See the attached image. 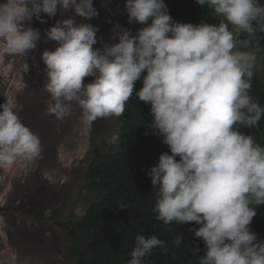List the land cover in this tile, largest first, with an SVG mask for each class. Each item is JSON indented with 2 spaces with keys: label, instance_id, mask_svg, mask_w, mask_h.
Returning a JSON list of instances; mask_svg holds the SVG:
<instances>
[{
  "label": "clouds",
  "instance_id": "1",
  "mask_svg": "<svg viewBox=\"0 0 264 264\" xmlns=\"http://www.w3.org/2000/svg\"><path fill=\"white\" fill-rule=\"evenodd\" d=\"M197 3L219 22L182 23L173 20L165 0H126L128 23L142 27L133 34L117 23L106 42L97 36L99 26L84 22L99 17L93 0H4L0 54L25 59L41 40L40 30L30 26L33 17L45 23L42 13L54 18L59 12L62 18L44 35L57 47L41 56L48 113L63 121L78 108L85 125L120 118L146 71L135 96L151 105V128L171 153H162L149 173L156 220L199 225L189 228L206 246L199 264H264V241L251 228L264 204V146L241 131L259 127L264 117V107L251 95L259 48L241 50L250 44L241 39L244 34L253 37L258 27L264 31V4ZM98 43L102 47H94ZM88 76L94 79L84 83ZM0 109V169L41 158V139L21 120L16 105L7 100ZM119 140L116 133L108 142ZM172 243L179 247L183 235ZM157 247L169 251L166 240L137 234L128 264H146Z\"/></svg>",
  "mask_w": 264,
  "mask_h": 264
},
{
  "label": "rangeland",
  "instance_id": "2",
  "mask_svg": "<svg viewBox=\"0 0 264 264\" xmlns=\"http://www.w3.org/2000/svg\"><path fill=\"white\" fill-rule=\"evenodd\" d=\"M93 3L99 17L84 22L99 26L97 36L106 42L111 40V29L117 23L134 34L142 27L139 23H128L126 0H93ZM42 15L45 23L33 17L30 24L41 32L35 50H30L23 60L0 54V105L11 100L21 120L40 137L43 145L41 158L0 169V264H76L68 229L59 222L83 218L97 200L99 192L85 181L93 150L98 145L107 148L113 134H121L122 116L85 125L78 108L63 121L48 113L50 96L44 90L46 65L41 56L46 49L55 50L57 42H45L44 35L45 29L62 17L59 12L54 18ZM258 65L254 72L264 80V55L259 53ZM93 79L85 77L84 83ZM127 107L133 108L131 100Z\"/></svg>",
  "mask_w": 264,
  "mask_h": 264
},
{
  "label": "trees",
  "instance_id": "3",
  "mask_svg": "<svg viewBox=\"0 0 264 264\" xmlns=\"http://www.w3.org/2000/svg\"><path fill=\"white\" fill-rule=\"evenodd\" d=\"M260 2L264 4V0ZM165 3L173 20L194 24L219 22V18L197 0H165ZM241 39H248V46L258 47V53L264 55V31L259 27L253 37L244 34ZM145 74L146 71L135 82L130 99L133 108L127 107L122 115L120 140L115 144L107 143V148L98 145L93 150L85 181L99 192L97 200L83 218L59 222L68 229L70 250L76 264H128L137 234L156 235L168 242V253L157 247L146 257V264H199L198 257L205 254L203 239L189 231L199 225L195 222L164 225L156 220L152 211L155 188L149 173L162 153H171L151 128V105L135 96L143 86ZM251 83L252 97L264 107V80L255 73ZM241 131L254 136L256 142L264 146V117L259 127H242ZM123 202L129 206L122 209ZM251 228L258 239L264 241V204L257 207ZM178 234L183 235L184 243L176 247L172 241ZM84 237L86 242H83ZM197 246L200 251L194 254L192 249Z\"/></svg>",
  "mask_w": 264,
  "mask_h": 264
}]
</instances>
